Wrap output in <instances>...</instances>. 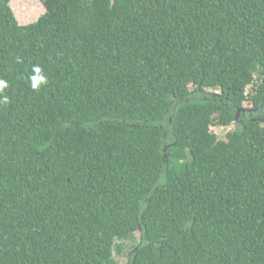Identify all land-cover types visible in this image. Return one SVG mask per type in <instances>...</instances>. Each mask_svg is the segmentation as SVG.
Instances as JSON below:
<instances>
[{
    "label": "trees",
    "instance_id": "1",
    "mask_svg": "<svg viewBox=\"0 0 264 264\" xmlns=\"http://www.w3.org/2000/svg\"><path fill=\"white\" fill-rule=\"evenodd\" d=\"M11 1L0 264H264V0Z\"/></svg>",
    "mask_w": 264,
    "mask_h": 264
},
{
    "label": "rangeland",
    "instance_id": "2",
    "mask_svg": "<svg viewBox=\"0 0 264 264\" xmlns=\"http://www.w3.org/2000/svg\"><path fill=\"white\" fill-rule=\"evenodd\" d=\"M11 9L20 25H29L36 22L40 16L45 13V7L41 0H12L10 3ZM260 83V81H259ZM211 93V91H207ZM246 92H252V88L248 87ZM247 110L244 107L243 111ZM255 119H259L264 123V114L254 112ZM240 125L232 124L227 128L213 127L211 131L217 136L218 139L225 140L226 134L239 128ZM139 241V236L136 234L133 239L124 243L122 256H116L119 264H127L128 256L136 249Z\"/></svg>",
    "mask_w": 264,
    "mask_h": 264
},
{
    "label": "clouds",
    "instance_id": "3",
    "mask_svg": "<svg viewBox=\"0 0 264 264\" xmlns=\"http://www.w3.org/2000/svg\"><path fill=\"white\" fill-rule=\"evenodd\" d=\"M34 75L30 77L31 87L33 90H39L42 86L47 84V78L42 74V70L37 66L33 69ZM6 86L4 82L0 81V88ZM9 98L6 95L0 97V104H7Z\"/></svg>",
    "mask_w": 264,
    "mask_h": 264
}]
</instances>
